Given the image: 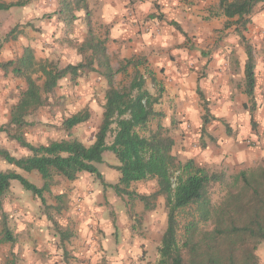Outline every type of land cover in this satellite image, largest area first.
I'll list each match as a JSON object with an SVG mask.
<instances>
[{
    "label": "trees",
    "instance_id": "trees-1",
    "mask_svg": "<svg viewBox=\"0 0 264 264\" xmlns=\"http://www.w3.org/2000/svg\"><path fill=\"white\" fill-rule=\"evenodd\" d=\"M60 1L59 15L67 26L77 18V12L83 11L87 34L80 47L85 53L82 59L59 66L51 59L37 58L26 47L20 57L0 61L1 70L23 77L26 84L10 107L6 123L0 125V132L28 151L26 156L16 157L0 148V160L11 166L0 169V210L13 181L46 206L44 193L50 192L54 177L74 180L81 172H87L103 186H110L118 196L140 200L145 210L154 208L152 201L157 197H164L166 226L153 264H259L257 248L264 242V165L240 170L232 175L233 183H223L224 172L209 170L192 158L180 160L172 154L174 139L163 132L160 124L163 113L154 108L164 89L147 61L124 58L114 68L106 50V39L92 29L88 0ZM261 1L218 0L227 19L224 28L233 26L234 33L244 43L243 85L249 98L255 87L254 56L244 33L255 5ZM24 3V0L0 1V10ZM170 24L179 29L175 22ZM130 68L128 84L117 83L116 75H126ZM91 71L106 81L104 109L94 141L88 145L74 138L50 140L45 144L28 142L22 132L26 117L47 104L49 94L62 79L75 81ZM147 79L155 86L154 94L145 87ZM203 109L208 111L205 105ZM89 115L86 109L77 111L63 118L61 127L70 131L86 122ZM105 151H111L117 159L113 168L119 176L114 184L105 183L96 166L103 162ZM20 171L38 173L42 185L38 187ZM148 179L155 180L153 192L135 193L130 189L132 183ZM216 183L225 185V193L214 204L210 189ZM1 215V240L14 242V235L4 220L5 213L1 211Z\"/></svg>",
    "mask_w": 264,
    "mask_h": 264
},
{
    "label": "rangeland",
    "instance_id": "rangeland-1",
    "mask_svg": "<svg viewBox=\"0 0 264 264\" xmlns=\"http://www.w3.org/2000/svg\"><path fill=\"white\" fill-rule=\"evenodd\" d=\"M82 24L84 25L83 21ZM18 27L19 25L15 29L12 28L11 32L8 28L4 30L1 37L2 43L0 42V53L2 48L9 46L7 42L15 35ZM84 28H86L85 25ZM77 29V25H70L65 32L66 39L64 38L65 41L59 45V48L48 51L49 55L41 49V56L36 57L51 59L59 66L80 61L85 53L79 47L86 41L87 32L86 29L82 31ZM92 29L95 34L102 37L101 30L98 31L94 26ZM244 34L247 42L252 46L254 56L253 95L249 98L244 92L243 68L246 60L244 43L234 31L217 34V42H223L227 38L226 49L229 54L227 63L235 75L231 78V91L225 93V96L217 98L220 92L204 93L194 89L197 102L201 106L205 105L208 111L205 116L206 122L196 127L199 136H195L192 140V147L197 146L203 149L210 146L215 151L219 145L217 144L218 138L230 135L237 143L242 141L247 146H255V150L260 149V146L257 147L255 143L259 140L258 136L256 140H251L249 134L251 130L257 135L262 134V129L259 127V116H264V0L255 5ZM184 38L183 45L189 48L190 57L194 58L197 65L195 66V62L189 63L187 60L180 59L171 49L166 60L161 64L162 72H158V79L163 86L165 96L161 104L169 111V114H166V109L160 108L164 111L160 124L163 132L173 137L174 140L176 138L177 142L182 141L186 135L182 123L186 122V126L190 125V119L184 116L174 117L177 113L176 104L168 93L172 87L168 74L184 69L195 72L197 77H201L204 58L209 61L213 52L221 46V43L214 45V41H211L206 48L199 49L191 43L188 45L192 42L190 37L184 36ZM231 38L235 41L229 42ZM196 52H200L203 58L196 57ZM192 53H194L193 56H191ZM6 60L10 59L0 55V61ZM111 61L114 68L120 62L114 56L111 57ZM131 74L132 68L126 75L117 74L115 80L117 83L128 84ZM150 84L153 83L149 80L147 87H150ZM25 85L23 77L0 69V125L6 123L10 107L16 102ZM105 89L106 81L93 71L86 72L75 81L62 79L49 94L47 104L26 117V124L22 128L26 140L32 144H45L50 140L74 138L86 145L91 144L101 123ZM190 94L192 92L187 93L189 98ZM187 96L185 97L189 99ZM223 99H227L228 105L231 101L228 113L231 112L232 116L229 120L224 118L219 124L217 122L214 124L215 118L213 119L212 111L224 103ZM83 109L88 110L90 114L86 122L74 126L70 131L61 127L63 118ZM152 125L155 126V123ZM210 129H213L212 132ZM107 140L110 141V137ZM220 143H223V139ZM0 148L8 150L16 157L28 154L26 148L8 139L6 133L3 132H0ZM176 156L179 158L178 155ZM103 158L105 164H96L103 180L107 183L117 181L119 173L113 168L114 165L110 164L111 160L117 162L116 157L111 151H105ZM246 159L247 165L242 169L236 166L231 170L219 167L209 168V170L224 172L223 183H233L231 177L238 171H248L264 165V150ZM8 168L11 166L0 160V169ZM21 173L38 187L42 185L38 173ZM84 182L99 183L90 173L86 174ZM71 183H73L71 180L63 177H54L50 192L44 193L46 206H43L38 198L24 190L18 182H12L1 202L0 264H153L157 260V249L166 226L167 209L163 196L152 201L153 209L145 210L143 202L136 198L127 195L117 197L112 189L103 190L100 195L98 193L91 195L93 197L91 212H89V217L84 219V215L79 211L78 214L70 213L73 207V201L68 196L72 189ZM155 188L154 179L132 183L130 186L135 193L145 194L153 192ZM224 193V184H214L210 189L212 203H217ZM1 211L5 213L4 220L14 235V242L1 240L3 220ZM81 229L87 231V239L83 243H80ZM181 231L180 228L179 233Z\"/></svg>",
    "mask_w": 264,
    "mask_h": 264
},
{
    "label": "crops",
    "instance_id": "crops-1",
    "mask_svg": "<svg viewBox=\"0 0 264 264\" xmlns=\"http://www.w3.org/2000/svg\"><path fill=\"white\" fill-rule=\"evenodd\" d=\"M0 1L15 2L19 0ZM24 1L25 3L21 6H11L8 9L0 10L1 43L4 30L8 28L10 31L19 25L15 35L10 37L7 42L9 46L1 49L0 55L5 58L16 59L20 57L26 47H30L35 56H41V49L46 55H49L48 51H52L56 47L59 48V45L65 41V32L70 25H77L79 31L86 29L84 28L85 23L82 24L83 11L76 13L77 18L72 24L66 25L59 15L60 0ZM88 6L91 10L92 26L96 27L98 31L101 30L100 35L106 39L108 55L114 56L118 60L129 57L144 58L159 83L158 72H162L161 64L166 60L171 49L180 59L187 60L189 63L195 62L194 58L190 57L189 48L183 45L184 36L190 37L193 42H189L188 45L191 43L199 49L206 48L211 41H214V45L221 43V46H217L218 49L210 56L209 61L204 58L201 77H197L195 72L184 69L168 74L172 81V87L168 93L176 104L175 111L177 113L174 114V117L184 116L190 119V125L186 126V122L182 123L186 135L180 142H177L175 138L171 150L172 154L178 155L181 160L192 158L197 164L208 169L219 167L224 168V170L227 168L231 170L236 166L242 169L247 165L246 157L251 158L253 154L262 153L264 150V116H259V127L262 129V134L257 135L253 130L249 134L251 140H256L258 136L259 140L255 143H257V147L260 146L259 150H255V146H247L242 141L237 143L230 135H223L218 138L217 144L219 145L215 151L210 146L203 149L191 146L194 137L199 136L196 127L201 126L203 118L207 116L203 106L197 102L195 90L215 94L220 92L217 98L225 96V93L231 91V78L235 75L227 63L229 60L226 49L227 38L223 42L216 41L217 34L233 31V26L224 28L227 19L218 6V0H88ZM171 21L175 22L179 29L170 24ZM232 41L235 40L229 39V42ZM197 56L200 59L203 58L200 52H196ZM111 64L114 67L112 61ZM148 82L149 79L146 80L145 87L154 94L155 86L150 84V87H147ZM189 92H192L190 98L187 96ZM164 98L163 92L159 102L154 105L156 110L162 111L163 116L164 111L160 108L166 109L161 104ZM223 100L224 103L212 111L213 119L215 118L214 124L216 122L219 124L224 118L229 120L232 116L231 112L228 113L231 108V101L228 105L227 99ZM166 114H169L167 109ZM210 130L212 132L213 129ZM222 139L223 143H220ZM104 161L103 158L102 164H105ZM110 164L116 165L117 162L111 160ZM86 174L88 173L82 172L76 179L71 180L73 182L70 185L72 189L68 194L73 201L70 213L78 214L79 211L84 215V219H87L90 215L89 212H91L93 199L91 195L94 193L100 195L103 190L112 189L110 186H103L99 180V183L84 182ZM104 182L107 183L105 180ZM114 183L116 181L107 184ZM116 196L119 197L117 194ZM80 232H82L80 243H83L87 239V231L81 229ZM257 255L259 256V264H264V243L258 246Z\"/></svg>",
    "mask_w": 264,
    "mask_h": 264
}]
</instances>
